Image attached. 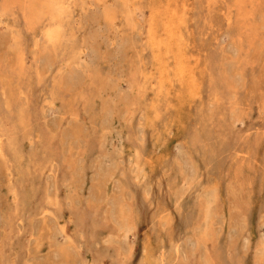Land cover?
<instances>
[{
    "label": "rangeland",
    "instance_id": "rangeland-1",
    "mask_svg": "<svg viewBox=\"0 0 264 264\" xmlns=\"http://www.w3.org/2000/svg\"><path fill=\"white\" fill-rule=\"evenodd\" d=\"M0 264H264V0H0Z\"/></svg>",
    "mask_w": 264,
    "mask_h": 264
}]
</instances>
